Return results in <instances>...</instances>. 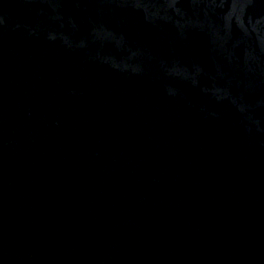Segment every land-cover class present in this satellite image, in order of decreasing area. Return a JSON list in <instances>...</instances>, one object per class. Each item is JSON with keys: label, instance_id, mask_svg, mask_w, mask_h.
Listing matches in <instances>:
<instances>
[{"label": "water", "instance_id": "1", "mask_svg": "<svg viewBox=\"0 0 264 264\" xmlns=\"http://www.w3.org/2000/svg\"><path fill=\"white\" fill-rule=\"evenodd\" d=\"M0 264H264V0H0Z\"/></svg>", "mask_w": 264, "mask_h": 264}]
</instances>
